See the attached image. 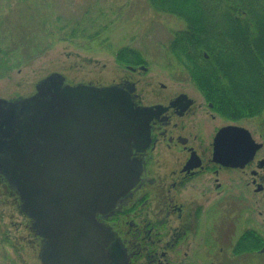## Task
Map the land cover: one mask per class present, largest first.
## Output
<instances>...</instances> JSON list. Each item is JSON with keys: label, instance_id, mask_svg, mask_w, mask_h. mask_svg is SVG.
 Returning <instances> with one entry per match:
<instances>
[{"label": "water", "instance_id": "water-1", "mask_svg": "<svg viewBox=\"0 0 264 264\" xmlns=\"http://www.w3.org/2000/svg\"><path fill=\"white\" fill-rule=\"evenodd\" d=\"M128 98L118 85H72L57 72L28 97L0 98V177L41 240L40 264H121L101 252L108 229L95 215L136 181L129 140L144 137L146 114ZM226 138L230 152L238 139V157H224ZM261 147L246 128L227 126L212 158L240 167Z\"/></svg>", "mask_w": 264, "mask_h": 264}, {"label": "rangeland", "instance_id": "rangeland-1", "mask_svg": "<svg viewBox=\"0 0 264 264\" xmlns=\"http://www.w3.org/2000/svg\"><path fill=\"white\" fill-rule=\"evenodd\" d=\"M182 22L153 9L148 0H0V98L29 96L38 81L55 72L73 85L88 80L110 85L125 73L116 60L117 51L125 48L129 57L139 53L146 63L144 91L161 83L170 91L199 97L185 68L168 50L173 33L184 28ZM261 113L235 124L262 143L258 156L264 158V110ZM262 196L245 198L243 208L236 199L217 200L210 212L217 232L210 228L208 242L209 217L199 223L189 242L191 264H264V244L263 251L233 253V240L246 228L255 229L264 243ZM15 198L0 177V264H40L38 240Z\"/></svg>", "mask_w": 264, "mask_h": 264}, {"label": "flooded vegetation", "instance_id": "flooded-vegetation-1", "mask_svg": "<svg viewBox=\"0 0 264 264\" xmlns=\"http://www.w3.org/2000/svg\"><path fill=\"white\" fill-rule=\"evenodd\" d=\"M120 66L125 73L110 85L125 90L132 109H143L145 130L144 137L129 140L130 160L138 167L136 181L109 210L95 215L108 229L101 252L121 264H191L189 242L196 237L199 223L209 217L208 242L210 228L212 233L217 230L210 214L217 200L236 199L243 208L245 198L256 199L260 193L264 197V175L260 173L264 158L258 156L263 145L240 167L214 161L218 132L227 126H242L219 115L201 93L197 97L185 90L173 92L161 83L158 89L144 91L141 78L147 67L142 57H129ZM86 84L103 86L89 80ZM225 143L224 157H238V139L231 152L227 138ZM211 198L214 201L208 203ZM246 232L252 235L245 241ZM259 236L253 228L244 229L233 240V253H243L237 251L239 247L253 245Z\"/></svg>", "mask_w": 264, "mask_h": 264}, {"label": "trees", "instance_id": "trees-1", "mask_svg": "<svg viewBox=\"0 0 264 264\" xmlns=\"http://www.w3.org/2000/svg\"><path fill=\"white\" fill-rule=\"evenodd\" d=\"M148 3L183 21L184 28L173 33L168 50L215 111L231 121L259 117L264 110V0ZM130 54L128 48L119 49L116 60L126 62ZM251 235L246 232L243 240ZM263 244L259 236L237 251L251 252Z\"/></svg>", "mask_w": 264, "mask_h": 264}]
</instances>
